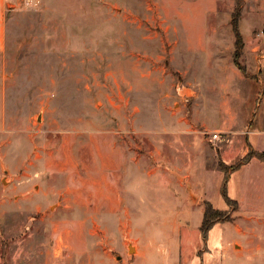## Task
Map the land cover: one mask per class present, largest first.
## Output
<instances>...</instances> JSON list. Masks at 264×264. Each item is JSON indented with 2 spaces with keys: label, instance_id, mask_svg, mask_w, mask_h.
I'll return each instance as SVG.
<instances>
[{
  "label": "rangeland",
  "instance_id": "obj_1",
  "mask_svg": "<svg viewBox=\"0 0 264 264\" xmlns=\"http://www.w3.org/2000/svg\"><path fill=\"white\" fill-rule=\"evenodd\" d=\"M5 1L0 264H171L196 239L172 220L202 219L205 199L177 186L193 161L211 170L206 200L264 237L263 224L241 223L264 161L229 173L231 204L219 166L264 149V79L250 53H264V0H239V29L261 45L237 64V0ZM183 138L223 153L183 156ZM219 226L202 241L206 264L217 262Z\"/></svg>",
  "mask_w": 264,
  "mask_h": 264
},
{
  "label": "crops",
  "instance_id": "obj_2",
  "mask_svg": "<svg viewBox=\"0 0 264 264\" xmlns=\"http://www.w3.org/2000/svg\"><path fill=\"white\" fill-rule=\"evenodd\" d=\"M6 6H7L6 1L0 0V52L4 51L7 48V34H8V32H7V27H6V23H5ZM9 7H10V4H9ZM240 31H241V34L243 35V39H244L243 47L245 49H247V47H248L249 50L255 51L261 45V44H259V45L257 44V39H256V41H254V38L252 35L253 33H250L247 31V34L245 35V33L242 32L241 27H240ZM250 53L253 55L252 57H255V60L259 59L260 68H261L260 72H262L263 79H264V53L262 55H259L258 58L254 52L253 53L250 52ZM247 62H248L247 63L248 70L251 73L254 72L255 70H253L251 68V63H250L249 59H247ZM255 64H256V62H255ZM258 68H259V66H258ZM263 83H264V81H263ZM3 100H4L3 88L0 86V122H2L1 118L3 117L2 115L4 113ZM260 105H261V109L259 108V115L257 117V119H258L257 121H259V123H260L258 125L259 131L264 132V128H263L264 127V95L262 97ZM255 120H256V118H255ZM260 150H264V149H260ZM221 151L222 150H221L220 145L208 148L207 142H205L201 138L200 139L199 138H197V139L183 138V156L188 154V153H193V154L200 156V157H202V155L205 156L207 154H209L212 157V155H214L215 153H221ZM222 153H223V151H222ZM246 153H247V151H246ZM256 159H258V158H256ZM224 161L227 164H229V162L227 161L226 158ZM261 161H264V160H261ZM201 169H203L205 171L199 172ZM210 171L211 170L206 169L203 166V162H200V161H193V162H191L190 167L183 169V180L177 181L178 182L177 186L183 188V197L184 198L189 197V191H190L191 196H192V198H191L192 203L199 202L201 197H203V199L206 200V197H205L206 192H205V190H203L201 188L202 187L201 186L202 180L200 179V177L208 176ZM232 172L233 171H231L230 174ZM230 174H229V177H230ZM194 176L198 177V178H197L195 183L194 182L191 183L190 180H192L191 178H193ZM223 179H224V172H223ZM222 182H221V185H222ZM228 183H229V178H228V182H227V195H228ZM193 188H196L199 196L194 195V193L192 191ZM220 188H221V186H220ZM253 194L255 197V198L252 197L254 202H250L249 204L247 203V205H246L247 207H250L252 209L251 214L248 216H245L242 219L243 222L241 221V223L245 224V225L246 224L247 225H262V224L264 225V195H263L264 194V186L258 188V190H255V191L253 190ZM232 199H234V198H232ZM238 200L241 202H243V201L245 202V200L243 198H238ZM246 201H248V200H246ZM216 208H218V207H216ZM227 208H228V206L226 208H222V209L225 210ZM219 209H221V208H219ZM201 211H202V219H201V223H202L203 213H204L203 207L201 208ZM201 223L200 224L199 223H197V224L193 223V225H192V223L190 222V220L187 217L183 218V223L176 221V218L174 220H172V225H175L177 227V228H175V232L178 229L179 233L181 234L182 226H183V230H184V227H187L188 228L187 234H189L190 231L195 233L196 239H195V241H192V239H191V241H190L191 243H188V244H186L185 240H183V247L181 249L183 253L179 254L178 260L175 259V261H171L170 262L171 264H206L203 261H201L205 258L204 255L200 256V253H199V250L202 251V246H203L202 241L204 239L205 240L207 239V236L204 237L203 233L201 232V228H200ZM216 225H220L219 227H221L223 229L222 230V236L220 239V244L217 246V248H215V251L218 252L215 255V257L217 259L216 264H235V263L236 264L237 263L238 264L239 263H242V264H264V244L262 243L264 241L263 234L257 233V230L252 231V230H248V229H244V228L240 227L238 224H236L235 219L232 220V218L229 220L217 221L211 226V228L216 226ZM225 230H233V231L230 234H226ZM136 249H138V248H136ZM199 256H200V260L196 261V258ZM197 260H198V258H197Z\"/></svg>",
  "mask_w": 264,
  "mask_h": 264
},
{
  "label": "trees",
  "instance_id": "obj_3",
  "mask_svg": "<svg viewBox=\"0 0 264 264\" xmlns=\"http://www.w3.org/2000/svg\"><path fill=\"white\" fill-rule=\"evenodd\" d=\"M238 8L234 10L232 15V29L235 36L234 39V62L237 64V60L241 54L242 48H243V39L241 35V31L239 29V0L236 1ZM242 69V67H240ZM256 157L260 160H264V151L263 150H256V149H250L242 158V160L236 164L229 165L224 160L219 161L220 169L224 172V179L222 182V188L221 192L224 198L226 199L228 204H231L232 201L235 202L234 199L230 198L227 195V182L229 178V173L233 171L234 169L238 168L241 164L248 162L251 158ZM230 170V172H228ZM230 217L228 215L227 210L225 209H219L212 205V203L208 200L204 201V213H203V220L201 223V232L203 233V236L206 237L208 230L211 228V226L221 220H229Z\"/></svg>",
  "mask_w": 264,
  "mask_h": 264
},
{
  "label": "built area",
  "instance_id": "obj_4",
  "mask_svg": "<svg viewBox=\"0 0 264 264\" xmlns=\"http://www.w3.org/2000/svg\"><path fill=\"white\" fill-rule=\"evenodd\" d=\"M21 1H23V4H25V5H36V4L40 3V0H21ZM12 6H14L13 3H10V7H12ZM213 137L217 139V138H219V134L217 132H215L213 134Z\"/></svg>",
  "mask_w": 264,
  "mask_h": 264
},
{
  "label": "water",
  "instance_id": "obj_5",
  "mask_svg": "<svg viewBox=\"0 0 264 264\" xmlns=\"http://www.w3.org/2000/svg\"><path fill=\"white\" fill-rule=\"evenodd\" d=\"M131 248V247H130Z\"/></svg>",
  "mask_w": 264,
  "mask_h": 264
}]
</instances>
